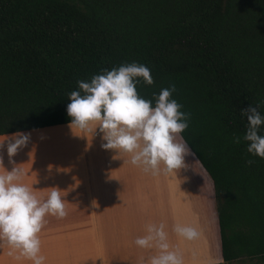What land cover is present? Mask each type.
Wrapping results in <instances>:
<instances>
[{"label":"trees","instance_id":"trees-1","mask_svg":"<svg viewBox=\"0 0 264 264\" xmlns=\"http://www.w3.org/2000/svg\"><path fill=\"white\" fill-rule=\"evenodd\" d=\"M133 62L154 81L137 78L139 96L175 85L190 114L180 135L214 183L218 264H264V158L241 116L264 113V0H0V136L70 124L77 81Z\"/></svg>","mask_w":264,"mask_h":264},{"label":"crops","instance_id":"crops-1","mask_svg":"<svg viewBox=\"0 0 264 264\" xmlns=\"http://www.w3.org/2000/svg\"><path fill=\"white\" fill-rule=\"evenodd\" d=\"M97 124L92 122L90 127L94 129ZM71 127L66 124L27 131L31 133L28 145L12 158L24 170L20 182L32 187L38 198L46 199L50 187L57 186L64 199L65 216L94 218L92 230L81 236L39 237L43 264H110L113 253L102 237L101 226L106 233L118 227L120 264H150V257L159 250L141 248L135 240L146 235L151 223L165 225L170 249L181 254L183 264L224 262L214 183L190 148L185 167L169 173L161 165V171L154 174L133 165L129 153L104 149L99 130L93 136L75 125ZM0 156L4 166L11 169L6 146L0 148ZM191 165L196 167L195 187L190 184ZM77 180L80 183L76 186ZM188 186L195 191L188 192ZM146 202L154 203L147 208ZM49 216L56 217L48 214L45 218ZM113 218H119L120 223L114 224ZM177 224L195 227L199 236L194 240L179 236L174 231ZM111 244L115 252V237ZM0 264L33 261L21 249L0 239Z\"/></svg>","mask_w":264,"mask_h":264},{"label":"clouds","instance_id":"clouds-1","mask_svg":"<svg viewBox=\"0 0 264 264\" xmlns=\"http://www.w3.org/2000/svg\"><path fill=\"white\" fill-rule=\"evenodd\" d=\"M141 77L148 85L154 82L147 66L133 62L111 70L103 69L88 81H77L78 88L69 93L70 102L66 107L71 117L70 127L75 125L92 132L93 136L99 130L105 141L104 149L129 153L130 162L143 166L145 171L158 173L161 165L163 171L169 173L179 170L185 167V156L190 151L180 135L189 126L190 114L181 111L182 105L172 98L175 85L154 93L151 100L139 96L136 85L137 78ZM258 109L259 105L241 109V116L248 122L242 139L248 142V153L264 158V134H261L264 113ZM92 122H98L94 129L90 127ZM30 139V132L20 130L0 137V148L6 146L9 164L13 165L11 169L5 167L0 156V239L21 249L33 264H43L45 258L39 255V233L44 218L48 214L64 217L67 213L59 187H50L47 198L42 200L32 187L20 182L24 170L17 167L12 158ZM240 140V137L235 138L236 143ZM79 183L77 180L76 186ZM174 231L187 240L199 236L191 225L177 224ZM135 244L159 250L150 257V264H183L181 254L170 249L163 223L148 224L146 235L137 237Z\"/></svg>","mask_w":264,"mask_h":264},{"label":"rangeland","instance_id":"rangeland-1","mask_svg":"<svg viewBox=\"0 0 264 264\" xmlns=\"http://www.w3.org/2000/svg\"><path fill=\"white\" fill-rule=\"evenodd\" d=\"M196 164V163H195ZM188 167H190V164L188 162ZM191 167L193 168L192 171L190 172V175L193 179H191L190 184L197 185V178L196 175L197 173L194 171V169H196V167H193L191 165ZM198 168V167H197ZM189 183V181H188ZM195 187V186H194ZM189 188L188 192H194L195 189L193 188ZM193 195V194H191ZM147 205L146 207L148 208L149 204L154 203V202H146ZM102 218H99V221ZM114 219V224H119L120 223V219L119 218H113ZM45 223H44V227L42 228V230L39 233V237L40 238H45V237H49V239H56V237H60L63 235H73L75 233L76 236H81L82 232L84 233H88L90 232L93 228V220L94 218L87 216V215H80V216H73V215H67L64 217H54V216H49L47 218H44ZM96 220V218H95ZM103 224V221L101 222V225ZM117 228L118 227H114V231H112V229H110V231H108L107 233L104 231V227L101 226V233H102V237L105 239V241L107 240V245H108V249L111 250V252L113 253V257L110 258V264H120V233H117ZM50 229H54L56 231H51ZM115 237L116 240V247H115V252H113L112 250V244L111 242L113 241V238ZM108 238V239H107Z\"/></svg>","mask_w":264,"mask_h":264}]
</instances>
